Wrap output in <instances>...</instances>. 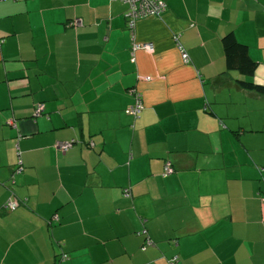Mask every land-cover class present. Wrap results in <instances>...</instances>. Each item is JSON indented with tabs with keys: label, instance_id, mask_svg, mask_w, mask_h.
Wrapping results in <instances>:
<instances>
[{
	"label": "crops",
	"instance_id": "0c3cea01",
	"mask_svg": "<svg viewBox=\"0 0 264 264\" xmlns=\"http://www.w3.org/2000/svg\"><path fill=\"white\" fill-rule=\"evenodd\" d=\"M165 1L0 0V264H264V0Z\"/></svg>",
	"mask_w": 264,
	"mask_h": 264
},
{
	"label": "trees",
	"instance_id": "16d2710c",
	"mask_svg": "<svg viewBox=\"0 0 264 264\" xmlns=\"http://www.w3.org/2000/svg\"><path fill=\"white\" fill-rule=\"evenodd\" d=\"M222 44L225 53L227 70H235L242 75V78L237 79V84L239 87L247 91L255 92L259 95H264V83L257 82L252 79V77H254L256 74L258 64L251 57L247 45L240 42L234 33L225 35L222 38ZM171 167L174 171V167L172 165ZM164 174L167 175L165 170ZM126 193L127 195H130L128 189L126 190ZM261 200L264 203V195L262 196ZM145 243L152 244L153 242L151 239L147 238ZM59 259L62 260L61 256Z\"/></svg>",
	"mask_w": 264,
	"mask_h": 264
},
{
	"label": "built area",
	"instance_id": "2783aa9c",
	"mask_svg": "<svg viewBox=\"0 0 264 264\" xmlns=\"http://www.w3.org/2000/svg\"><path fill=\"white\" fill-rule=\"evenodd\" d=\"M120 1L127 3L129 5V9L127 11V19L130 27H133L135 23L141 18L159 17L167 7L165 0H120ZM148 45L149 44H146L145 46ZM184 57H186V54L184 55ZM143 106L144 105L141 96H138L137 102L134 105L128 107L126 109V113L131 114L134 117H138ZM43 109H44L43 104H38L36 113L38 115L41 114ZM71 146H72V142H58L56 144L57 149L61 150L62 152L67 151ZM21 170L22 168L19 167L18 171ZM171 172H173V168L171 167V165L170 164L166 165L165 173L169 174ZM19 204L20 202L18 200H9L5 205V209L8 211L15 210L19 206ZM61 259L62 260L68 259V254L63 253L61 255Z\"/></svg>",
	"mask_w": 264,
	"mask_h": 264
}]
</instances>
